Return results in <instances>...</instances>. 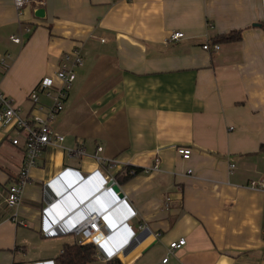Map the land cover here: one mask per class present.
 <instances>
[{
	"label": "crops",
	"instance_id": "1",
	"mask_svg": "<svg viewBox=\"0 0 264 264\" xmlns=\"http://www.w3.org/2000/svg\"><path fill=\"white\" fill-rule=\"evenodd\" d=\"M177 31L185 38L167 44ZM77 47L84 66L51 124L64 139L42 150L15 208L6 200L25 135L0 122V264H57L77 242L44 237V211L48 224L72 226L84 215L78 201L111 180L129 205L103 222L118 247L135 213L137 240L116 255L123 264H264V192L251 187L264 181V0H30L21 17L14 0H0V58L10 55L0 90L23 118L46 114V93L41 112L30 94L43 79L63 87L59 67ZM179 147L192 150L189 160ZM125 167L141 172L120 185ZM76 184L78 201L66 192ZM99 252L112 254L106 244Z\"/></svg>",
	"mask_w": 264,
	"mask_h": 264
},
{
	"label": "built area",
	"instance_id": "2",
	"mask_svg": "<svg viewBox=\"0 0 264 264\" xmlns=\"http://www.w3.org/2000/svg\"><path fill=\"white\" fill-rule=\"evenodd\" d=\"M29 2L30 0H14L15 10L20 17L23 15V11ZM184 38L185 34L183 32H173L167 38L166 43H176ZM11 41L21 43V34L11 36ZM102 41L104 42V40ZM202 48L205 51L220 50V46L218 44L211 45L209 42H206ZM9 59V54L0 58V69L4 72L9 68ZM84 61L81 47H77L71 53L65 54L57 73V78L63 83V87L56 88V90L53 91L54 85L52 81L43 79L38 84L36 89L30 94V99L36 106L40 105L38 96L40 91L45 92L46 95L53 100V104L48 107L45 115L37 114L31 118H23L19 111L13 106L12 100L0 90V122L19 129L25 135L24 165L19 179L9 188L6 200L9 207L15 208L19 205L23 190L29 181V171L31 168L37 166V159L42 150L51 145L53 140L59 142L63 141V136L54 132L51 124L55 120L56 116L64 110V100L68 91L77 79L76 71L84 66ZM37 108L39 112L43 111L42 106H38ZM13 144L18 145L19 140L14 139ZM177 151L183 159L189 160L191 158L192 150L190 148L179 147ZM231 167L234 168V165ZM157 169L158 159H156V165L152 169H148L146 172ZM104 183L106 184V181ZM251 187L264 192V181L252 182ZM113 211L114 210L106 211L105 213L100 214L97 213V211H83L82 208L78 207L74 213L82 212L84 215L78 222L71 226L66 223L67 219L59 220L57 223L53 222L52 224H48L47 215H49L50 210L48 211L46 209L44 211L46 216L43 219L42 234L46 238H54L61 235H74L78 245L93 244L96 246L98 251L95 257L97 260L95 261L100 262L101 264H106L110 260L117 259L116 255L122 253L137 240L136 233L133 230V227L129 224V221L135 217V213L132 209H130V213L126 217L128 219H126L122 224V228H126L131 236H129L120 247H118V245L110 239V236L112 237V235H108L103 231V222L108 221ZM14 221L17 222L16 216ZM140 229H142V227H140ZM115 231L116 230H112V233H115ZM103 244H106L112 251L111 255H101L99 249ZM185 245V239L171 243L169 246L170 253L181 249ZM168 260V257L165 258L162 261V264H166Z\"/></svg>",
	"mask_w": 264,
	"mask_h": 264
},
{
	"label": "trees",
	"instance_id": "3",
	"mask_svg": "<svg viewBox=\"0 0 264 264\" xmlns=\"http://www.w3.org/2000/svg\"><path fill=\"white\" fill-rule=\"evenodd\" d=\"M240 39V34L231 35L224 40L227 42L237 41ZM141 171L131 167H125L116 175V180L120 185L125 184L131 180L135 175ZM98 248L93 244L78 245L65 244L62 249V253L57 259V264H93L97 255ZM106 264H123L120 259H113Z\"/></svg>",
	"mask_w": 264,
	"mask_h": 264
},
{
	"label": "water",
	"instance_id": "4",
	"mask_svg": "<svg viewBox=\"0 0 264 264\" xmlns=\"http://www.w3.org/2000/svg\"><path fill=\"white\" fill-rule=\"evenodd\" d=\"M43 14H44V11L41 9L37 11L36 16L41 18L43 17ZM88 181L89 179L86 180L84 178H81V185L87 184ZM76 189H77V184L76 186H73L72 189L66 188V192L68 193V195H72L75 199L77 198L76 200L78 201L81 197H77V193L75 192ZM92 191H93L92 195L89 194V196L88 197L86 196L83 201H80V200L78 201L79 203L84 202L82 204L85 206L81 207L82 209L87 207L86 204H89V205L92 204L93 206H97V204H95L97 203V200L100 201L103 207H105L106 211H112L115 208L119 207L120 205L129 206L125 199V195L121 192V188L119 187L118 184H116L115 180H111L109 183H106V184L104 182H101L100 185L96 184L95 189L92 187ZM80 196H84V195H80ZM85 200H87V203L85 202ZM82 204L80 203L79 205H82ZM96 211L97 213H100V214L106 212L102 209L100 205L99 207L97 206ZM121 224L122 223L116 224L115 229Z\"/></svg>",
	"mask_w": 264,
	"mask_h": 264
},
{
	"label": "rangeland",
	"instance_id": "5",
	"mask_svg": "<svg viewBox=\"0 0 264 264\" xmlns=\"http://www.w3.org/2000/svg\"><path fill=\"white\" fill-rule=\"evenodd\" d=\"M49 101H50V105H49L48 107H50V106L53 104V100H52V99L49 98ZM59 244H60V243H59ZM60 247H61V246H59L58 251L60 250ZM95 260H97V259H96V258L94 259V263H93V264H101L100 262H97V261H95Z\"/></svg>",
	"mask_w": 264,
	"mask_h": 264
}]
</instances>
